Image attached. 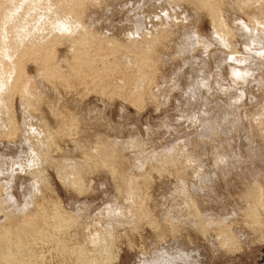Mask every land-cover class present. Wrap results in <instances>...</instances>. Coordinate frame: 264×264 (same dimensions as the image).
<instances>
[{"label":"rangeland","instance_id":"rangeland-1","mask_svg":"<svg viewBox=\"0 0 264 264\" xmlns=\"http://www.w3.org/2000/svg\"><path fill=\"white\" fill-rule=\"evenodd\" d=\"M103 1H83L82 22L91 31L94 29L95 33L107 39L117 38V42L123 44L127 39H136L139 44L154 33L157 36L153 56L148 54V61L145 60L148 62H145L146 74L150 72L147 75L148 84L143 89L145 94L143 91L139 93L138 104L134 100L132 103L131 99L132 104L127 102L124 94L120 96L124 89L117 94L116 87H120L121 80L117 77L110 83L109 93L105 91L104 94L97 90L95 93L92 87L85 90L81 88L83 85L78 84H75L77 88L69 90L56 81L49 80L48 84L49 78L45 80L38 73L37 56H28L22 61L23 71L43 96L38 107L30 111L32 115L36 114L33 115L35 117H44L52 130L54 118L50 115L55 110L59 114H72L73 120L78 122L77 126L74 122L76 131L69 132L70 136L66 132L67 136L64 133L56 138L60 152H53L52 157L57 161H82L84 147L93 148V145L101 144L100 139L116 144L123 153V159H126L122 160L125 162L122 164V168L126 169L124 171L129 170L132 177L143 176L148 181L143 189L145 200L141 202L146 209L143 210L144 215H148H143L145 219L137 218L131 203L128 202L130 209L123 195L116 193L119 192V183L113 181L111 173L100 167L95 169L93 165H88L89 171L82 167L86 173H83L84 190L79 193L71 188V191L68 190L66 184L62 185L53 168L48 167L46 172L54 190V195L50 197L58 200L66 212L75 213L78 223L90 230L99 229L98 224L103 226V222H110L108 225H111L115 237L111 255L115 256H110L109 264H264V222L260 228L251 226L249 222L246 224L248 218L245 214L248 193L256 187L264 190V29L260 30L263 34L254 39L246 23V16L252 15L254 7H251L254 5L246 4L244 0H214L219 6L221 22L231 30L229 46L236 47L245 59L240 65L229 59L230 49L223 47L212 34V17L207 9L200 10L191 2L187 4V0L169 1L171 4L167 0ZM259 17H262V20L259 18V25L262 26L264 18ZM172 20H175L174 23ZM143 47L142 50H145L146 46ZM67 49L65 43L54 46L56 62L61 63ZM112 89L114 92H111ZM18 96L15 92L10 98V117L15 124L13 126H16L15 131L0 134V168L8 166L0 176V195L2 198L10 195L20 205L36 200L39 209L42 203L40 197L37 199L31 194L30 177L19 170H14V173L8 170V163L17 162L14 161L16 158L22 160L17 155L22 152L25 114ZM152 154L156 155V160L166 156L172 159L171 156H174L169 161L172 165L160 164V160L149 161L147 156ZM156 163L160 165L156 166ZM5 188L7 193L3 191ZM43 194L45 197L51 195L48 192ZM52 202L49 204L52 205ZM191 202L201 217L207 220H204L208 224L205 233L199 232L194 225L196 219L191 214ZM35 203L29 204L34 206L31 208L35 209ZM227 226L234 235L236 245L233 248L231 245L230 249L227 246L225 249L217 234L219 228L227 229Z\"/></svg>","mask_w":264,"mask_h":264},{"label":"bare ground","instance_id":"bare-ground-1","mask_svg":"<svg viewBox=\"0 0 264 264\" xmlns=\"http://www.w3.org/2000/svg\"><path fill=\"white\" fill-rule=\"evenodd\" d=\"M83 1L85 0H0V134L1 135L11 134L13 133V131H15L14 129L16 126L15 127L13 126L15 124L14 123L12 124L13 120L11 119L12 117H10L11 116L10 114L12 113L10 112L11 111L10 100H12L10 98L13 93L18 92L19 95L18 97L20 98L19 100L24 111L23 114H25L23 118L24 127L22 128L23 130L22 134L24 135L25 138L23 137L22 140L23 146L21 145L22 148H20L22 149V152L20 155H17L19 158L22 157L20 158V160L21 159L22 160L19 161L16 158L14 161L17 162L13 164L8 163V165H10L8 170L13 173L14 170L15 171L17 170L16 172H18V170L21 171L22 173L25 172L30 177L29 182L34 192L31 193L34 194L32 196L33 197L36 196L37 199L38 197H40V201L42 203V206H40L41 208L38 209L36 204L37 201L35 200L36 203L35 201L33 202L32 201L33 197H31L30 195V199L32 201L31 203L33 205L35 203L37 207V208L35 207V209H37L35 210L31 208L34 207L33 205H29L31 203L29 204L27 203L29 201H27L23 205L22 204L20 205L16 203V201H13L14 199L10 195H6L5 198L4 197L2 198V195H0V215H2V218H0L1 219L0 220V263H4V264L5 263L6 264H107L108 263L109 264L108 260L110 256H112L111 252L113 253L112 247H114V239H115L113 235L114 231H112L110 227L111 225L110 226L108 225L110 224V222L108 224H105L102 221L103 226H100L98 224L97 226L99 227V229L97 228L98 230L97 229L90 230L89 227H86L84 225L82 226V224L78 223L79 218L75 216V213L71 214L66 212L64 210L65 208L63 209V207H61V205L58 203L59 202L58 200L56 199L52 200L50 196L54 195V190L52 189L50 178L46 172V169H48V167L53 168L52 170L55 171L56 178H58L59 182H61L62 185L66 184L67 187L69 186L68 190L71 191V189H73L75 192L77 191L76 193H79L80 191H82V189L84 190L83 187L84 185H82L83 176H84L83 173L89 171L90 167L88 165L91 166L93 165L92 167L95 166V169L97 167L98 168L100 167L105 170H108L111 173L110 175L112 176L113 181H115V183H119V187L115 186L118 187V189L117 188L116 189L117 191H119L116 193L122 194L123 198L127 201V203L128 202L131 203V205L128 203V206L130 205L133 207L132 211L135 214V216L141 219L144 215L143 210L146 211V209L142 207L141 202L142 199H144V193H143L144 185L148 181L146 180L145 177L142 178L143 176H140V178H138L139 176L137 175H136L137 177H132L133 175L128 172L129 170L127 172L124 171L126 169H123L124 165L122 164L125 163V162L123 163V161H125L126 159L125 160L123 159L122 156L123 153L122 154L120 153V148L118 149L117 148L118 146H115L116 144L113 145L112 142H109L110 143L109 144L106 142L107 140L102 142L101 139L100 142L99 139H97L101 144L97 143L96 145L95 143L97 140H95L94 144L96 145V147L95 145H93V148H90L86 145L84 149L81 147L84 150L82 153L84 155L82 161L69 162V161H65L62 158L61 159L64 161L62 160L57 161L52 157L53 152L59 150L58 149L59 147L56 144L57 142H55L56 138H58V136L60 135L61 136L64 135V133L66 134V132L68 133V135L70 134L69 132H73V130L75 132L76 129L74 128H76L78 122H75L73 120L74 117L73 118L71 117L72 114L71 116L68 112L59 114L60 112L59 111L55 112L56 111L55 110L53 112L54 114L50 115V117L52 116L54 118V124H52V126L54 125V128L52 127L53 128L52 130L51 127L48 124H46L47 122H45V119H43L44 117L43 118L35 117L33 115L36 114L32 115V112L30 111V110H35L38 107V104L41 103L42 101L41 98L43 96L42 95H41L42 97L40 96V94L38 93L39 91H37V89L31 82L33 80H31L30 77L28 78V76H25V73L23 71L22 61L24 59H27L26 57L28 56H30L31 58L33 56L34 57L37 56L36 60L39 62L38 64L40 66L39 67L40 69L37 68L39 69L38 73L44 76L45 78L43 77L42 78L45 80L46 78H49L47 80L48 84H49V80L56 81L59 84H61L60 86L67 88V90L71 89L72 87L77 88L78 85H83L81 86V88L84 87L85 89L87 87L88 88L92 87L95 89V93L97 90V92L104 94L105 91L106 92L108 91L109 93L110 91L109 85L111 82H114L113 80H115V77H117V79L121 78L122 80V81L120 80L119 82L120 87H116V85H118L117 82L116 85L113 83L117 88V94L118 91L124 89L123 91H121L122 94L120 96L124 94L123 97L129 99V100L127 99V102L129 101L131 103V101L134 100V102L138 104L137 101H139L140 100L139 98L141 97L139 93H141V91H143L144 93L143 89L145 86H147L146 83L148 84L147 75L150 73L148 72V74H146L147 69L145 67L147 65L145 66V62H146L145 60L147 59L148 61L147 58L148 54L150 55V57L153 54L152 51L154 50L153 48H155L157 36H155L154 33L152 36L145 38L146 39L145 42L144 41L138 42L140 45L141 43L142 45L146 43L145 45H143L144 47L142 46L143 48H145L146 46L145 50H142V47L136 43L137 42L135 41L136 39L135 40L127 39L128 41L125 42L124 44L118 43L119 41L117 42L116 40L117 38L107 39L106 37H104V35L101 34L99 35L98 32L95 33L94 29H92L91 31L89 29L90 27L88 28V26H86V24L82 22L83 16H81L82 15L81 9L84 5ZM167 1L172 2L173 0H167ZM244 1L246 4L254 5L251 7V8L254 7L253 9L254 11L252 15L247 14L246 16L247 17L246 23L250 28L251 35L254 37V39L256 38L258 39L260 34L262 35L264 32V31L263 32L260 31L264 29V25L262 26H260L261 24L259 25V18H260L259 16H263L264 18V0H244ZM188 2L195 4V7H198V9L204 8L209 11V13L211 14V15L209 14V16L212 17L211 23H213L212 34H214V36L218 38V41H220L219 43H221L223 47L225 46V48L230 49L228 55L231 61H234L240 65L243 64V62L245 61L244 57L241 56V54L236 50L237 49L236 47L232 48L229 46L230 41H228V39L232 35L231 30L227 28L226 24L221 22L222 20L219 15L220 11H219L218 3L214 2V0H187V4ZM165 13H167V9ZM260 20H262V17L260 18ZM174 21L175 20H172L173 23ZM159 32H161V30ZM107 35L108 34H106V36ZM127 35L125 34V36ZM60 43L63 44L65 43L68 49L66 50L67 51V54L65 55L66 57H63V60L61 59L62 61L60 60L61 63L59 64V62L55 61L54 46L55 45L57 46V44ZM147 44L149 45L148 48H147ZM147 63L148 62H146V64ZM61 64L63 65L61 66ZM56 82L55 84H58ZM111 92H114L113 89L111 90ZM111 96L114 97V95ZM50 113H52V111H50ZM76 118L75 120H77ZM74 122L76 123V126H74L75 125ZM121 149L122 152H124L123 148ZM125 150L127 149L125 148ZM165 152L167 151L165 150ZM169 153L168 155H170ZM147 157L149 158V161L150 159L155 161L160 160L159 161L160 164L168 163L167 165L170 164L172 165L171 162L169 164V161L173 160L174 156H171L172 159L170 158V156L169 157L166 156L165 158L162 157V159L159 158L158 160H156L155 158L156 155L153 154ZM133 160H135V158ZM185 163L187 165L188 162ZM160 164H157L156 166ZM84 166L86 168L85 172H84V168H82ZM5 169L0 168V176L1 174L5 173L6 171ZM40 184L42 185L41 188H40L41 186ZM7 190L8 189L5 188L3 191H6L7 193ZM1 191H2V184L0 183V194ZM186 191L187 190H185V192ZM44 192H48L51 195L45 197L43 194ZM248 195H249L248 210L247 213L245 212V214L249 221L247 220L246 224L247 222H249L251 226L260 228L264 222V190L256 187L253 189L252 192H249ZM55 198L57 197L55 196ZM50 201H53L54 203L56 202L57 204H53L52 202L51 205V203L49 204ZM41 203L38 204L41 205ZM28 205L30 206L29 208ZM190 208L192 210L191 214L193 213L192 215L196 219L195 220L196 223H194V225L196 224L197 226L196 228H198L197 230H199V232L205 233V231H207L208 229L207 228L208 224L206 223L207 220L201 217V215L198 213L196 206H194L193 202L190 203ZM190 208L188 209L190 210ZM217 224L214 225L218 227V225H220V222L218 225ZM216 230L218 231V229ZM229 230L227 226V229L219 228V231L217 233L218 238L220 240L219 242L225 245V249L226 246L228 249H230L229 247L231 245H233L232 248L234 246L236 247L234 235ZM44 254L45 255L48 254V257H45ZM168 261L166 260V262Z\"/></svg>","mask_w":264,"mask_h":264}]
</instances>
